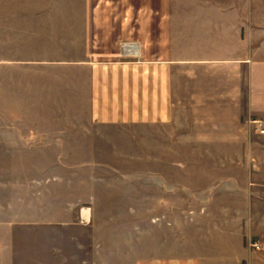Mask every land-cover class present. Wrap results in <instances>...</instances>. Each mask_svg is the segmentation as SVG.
I'll return each instance as SVG.
<instances>
[{
    "label": "rangeland",
    "instance_id": "obj_1",
    "mask_svg": "<svg viewBox=\"0 0 264 264\" xmlns=\"http://www.w3.org/2000/svg\"><path fill=\"white\" fill-rule=\"evenodd\" d=\"M96 1L0 0V264H134L172 251L184 226L220 219L190 211H264L257 117L237 144L207 137L174 151L153 147L157 127L90 119L91 72L76 62L92 58ZM123 43L135 42L117 59L140 60ZM255 61L262 71L264 56ZM213 177L239 184L206 193Z\"/></svg>",
    "mask_w": 264,
    "mask_h": 264
},
{
    "label": "crops",
    "instance_id": "obj_2",
    "mask_svg": "<svg viewBox=\"0 0 264 264\" xmlns=\"http://www.w3.org/2000/svg\"><path fill=\"white\" fill-rule=\"evenodd\" d=\"M90 8L86 40L92 58L76 62L91 72L90 119L157 127L152 145L167 151L191 141L206 145L207 137L237 144L246 137L243 122L254 117L264 127V61L262 71L255 61L264 56V0H97ZM126 40L136 44L125 52L140 60L117 59ZM164 177L154 179L159 184ZM236 184L234 177H213L206 193ZM257 215L264 211H190V217L220 219L207 226L194 219L172 251L134 264H264Z\"/></svg>",
    "mask_w": 264,
    "mask_h": 264
},
{
    "label": "built area",
    "instance_id": "obj_3",
    "mask_svg": "<svg viewBox=\"0 0 264 264\" xmlns=\"http://www.w3.org/2000/svg\"><path fill=\"white\" fill-rule=\"evenodd\" d=\"M122 45H124V46H123V51L125 52V49H124V48H125L128 44H127V43H123ZM125 53H126V52H125ZM126 54H131V55H133L132 53H126Z\"/></svg>",
    "mask_w": 264,
    "mask_h": 264
},
{
    "label": "bare ground",
    "instance_id": "obj_4",
    "mask_svg": "<svg viewBox=\"0 0 264 264\" xmlns=\"http://www.w3.org/2000/svg\"><path fill=\"white\" fill-rule=\"evenodd\" d=\"M85 212H87V211H85Z\"/></svg>",
    "mask_w": 264,
    "mask_h": 264
}]
</instances>
